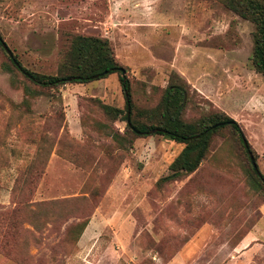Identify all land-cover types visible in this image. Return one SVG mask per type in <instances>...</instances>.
Masks as SVG:
<instances>
[{
  "label": "rangeland",
  "instance_id": "1",
  "mask_svg": "<svg viewBox=\"0 0 264 264\" xmlns=\"http://www.w3.org/2000/svg\"><path fill=\"white\" fill-rule=\"evenodd\" d=\"M253 31L218 0H0V35L26 70L55 76L73 36L105 39L137 109L157 105L176 72L191 87L183 118L226 113L264 176ZM4 54L0 264H264V190L228 130L195 173L157 186L184 146L153 135L127 151L105 135L123 132L122 114L111 122L93 101L124 109L117 73L40 89Z\"/></svg>",
  "mask_w": 264,
  "mask_h": 264
},
{
  "label": "trees",
  "instance_id": "2",
  "mask_svg": "<svg viewBox=\"0 0 264 264\" xmlns=\"http://www.w3.org/2000/svg\"><path fill=\"white\" fill-rule=\"evenodd\" d=\"M218 1L226 10L253 25L251 64L258 74L264 76V0ZM2 44L0 35V51L4 54ZM4 55L13 69L26 77L30 84L40 89H57L68 84L89 83L100 80L108 74L117 73L125 99L124 109H116L103 104L98 99L93 101L111 122L122 114L125 123L123 132H113L111 125H104L105 135L117 144L118 149L127 151L132 148L137 138L153 135H161L184 146L169 164V173L158 179L157 186L185 179L195 173L208 156L212 137L222 130H228L241 147L251 178L264 190V176L257 174L249 159L251 154L256 164V153L247 142L239 123L219 110L204 113L195 119L183 118L191 87L176 72L169 75L167 86L157 105L140 110L133 104L132 87L126 75L127 68L115 58L109 42L105 39L83 35L73 36L61 57L55 76L34 75L26 70L15 56L10 58ZM14 213L15 211H12L10 214ZM86 224V221L76 223V227L81 232Z\"/></svg>",
  "mask_w": 264,
  "mask_h": 264
},
{
  "label": "water",
  "instance_id": "3",
  "mask_svg": "<svg viewBox=\"0 0 264 264\" xmlns=\"http://www.w3.org/2000/svg\"><path fill=\"white\" fill-rule=\"evenodd\" d=\"M2 47H3L4 51L6 52L7 56L11 58V57H12V53H11V51L7 48L6 44L3 43V44H2ZM122 75H124V71H122ZM249 159H250V161H251V164H252L253 168L255 169V171L257 172V174L260 176V173H259L258 170H257L256 164H255V162L253 161V156H252L251 154H249Z\"/></svg>",
  "mask_w": 264,
  "mask_h": 264
},
{
  "label": "crops",
  "instance_id": "4",
  "mask_svg": "<svg viewBox=\"0 0 264 264\" xmlns=\"http://www.w3.org/2000/svg\"><path fill=\"white\" fill-rule=\"evenodd\" d=\"M245 238L247 239V236H246ZM245 238H244V239H245ZM236 249H237V248H236ZM236 249H235V250H236ZM246 253H247V252H243L242 254H246ZM232 257L234 258V260H236V257H234V256H232ZM235 262H236V261H235ZM235 264H238V262H236Z\"/></svg>",
  "mask_w": 264,
  "mask_h": 264
}]
</instances>
